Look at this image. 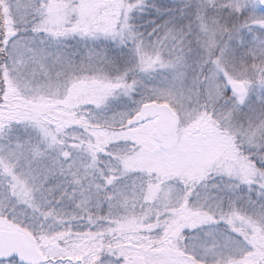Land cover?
<instances>
[{"label":"snow or ice","instance_id":"snow-or-ice-1","mask_svg":"<svg viewBox=\"0 0 264 264\" xmlns=\"http://www.w3.org/2000/svg\"><path fill=\"white\" fill-rule=\"evenodd\" d=\"M0 264H264V0H0Z\"/></svg>","mask_w":264,"mask_h":264}]
</instances>
